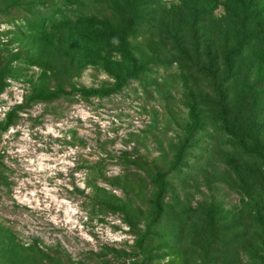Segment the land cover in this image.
<instances>
[{"label":"rangeland","instance_id":"1","mask_svg":"<svg viewBox=\"0 0 264 264\" xmlns=\"http://www.w3.org/2000/svg\"><path fill=\"white\" fill-rule=\"evenodd\" d=\"M81 1L87 13L115 9L109 27L133 2ZM233 1L144 0L130 48L145 71L99 99L83 91L113 89L127 69L106 58L114 37L98 42L78 21L21 34L31 13L0 0V264H264L262 162L212 117L222 94L264 148V0ZM192 109L205 126L177 161ZM158 174L165 214L154 222Z\"/></svg>","mask_w":264,"mask_h":264},{"label":"trees","instance_id":"2","mask_svg":"<svg viewBox=\"0 0 264 264\" xmlns=\"http://www.w3.org/2000/svg\"><path fill=\"white\" fill-rule=\"evenodd\" d=\"M26 1L27 0H21V3H15L18 7L24 9L23 11L25 15L30 13L32 15L30 18L25 17L20 23L18 22L17 31L21 34H27L28 36H42L46 33V30L49 29V25L56 24L58 22L65 24L72 21H78L84 26V31L90 32L93 36V39H96L98 42H102L106 36L114 37L113 43H111V41L108 42L110 44V50H108L109 54L107 53L106 58L108 59L110 56L114 55L119 56L127 64V69L124 70L119 76L115 77V86L113 89L90 88L83 91L85 96L99 99L106 98L112 94L114 90H121L129 82L136 81L139 74L145 71V64L133 54L130 48V42L136 40L137 30L139 31L141 24L145 22V16L139 12L141 10L140 8L142 7V4H145L144 0H133L135 3L133 4V2H131V15L129 16L127 22L125 24L116 22V25L113 27H109V23L107 22L106 18L112 15L115 9L112 10L110 14H107V12L99 13V11L95 13L88 11L87 13L82 9L85 7V4L81 0H79L80 2L78 0ZM123 1L126 2V0ZM48 5H51L52 7L49 9V11H46L45 9ZM206 5L207 3L203 4V6L207 8ZM71 6L73 7L70 8ZM76 6H78L77 10L69 12V10H72ZM216 8L217 6L215 5V7L207 10V12L204 11L202 15H204V17L209 16L210 14L214 13ZM194 14H197L196 10H194ZM258 16L259 15H256V17ZM173 26L175 29L179 27L177 25H173V21L165 24L164 32L167 35L166 38L169 37L168 29L170 28L171 30H174ZM256 33L264 34V21L260 19L256 26ZM16 40H18V42H20L22 45L23 41L20 37H16ZM174 40L180 43L178 39ZM19 49H22V47H19ZM94 53L96 56H99L96 51ZM31 99L50 101L56 98L55 95L35 93ZM224 101V96L221 94L217 103L218 111L216 115L214 114L212 117L219 123L220 128L224 131L226 136L235 141L239 150L238 153L241 156L255 158L258 161H261L262 167L264 169V148L257 143H250L254 136H249V130L240 129L238 119L231 120V110L223 103ZM240 112L243 113L244 111L241 110ZM189 116L192 120V125L188 126V137L186 139V143L181 146L177 153V161L181 160L184 152L190 148L188 147L187 141H189L191 135L200 129V124H202V128L205 126V117L202 116L201 122L199 115L194 109L190 111ZM232 168L234 172H236L240 177V182H244V179L236 165H234V167L232 166ZM164 179L165 174H158L153 179V182L158 187V191L153 201L154 222L162 219L165 214L162 206V198L163 194L165 193Z\"/></svg>","mask_w":264,"mask_h":264}]
</instances>
